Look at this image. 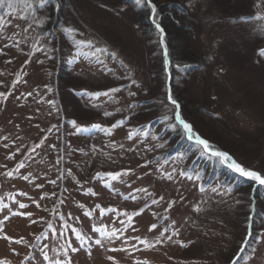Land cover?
Listing matches in <instances>:
<instances>
[{
    "label": "rangeland",
    "instance_id": "1",
    "mask_svg": "<svg viewBox=\"0 0 264 264\" xmlns=\"http://www.w3.org/2000/svg\"><path fill=\"white\" fill-rule=\"evenodd\" d=\"M144 1L0 7L3 264H264V188L192 166L190 146L172 155L168 100L264 174V0H177L189 22L172 81L165 44L140 25Z\"/></svg>",
    "mask_w": 264,
    "mask_h": 264
},
{
    "label": "trees",
    "instance_id": "2",
    "mask_svg": "<svg viewBox=\"0 0 264 264\" xmlns=\"http://www.w3.org/2000/svg\"><path fill=\"white\" fill-rule=\"evenodd\" d=\"M61 1L62 0H55V4L53 3V6L54 5H59V3ZM153 3L156 6V14L154 16H153V13L151 11V8L147 5L146 1H144L143 5H142V7L140 9V17H139L140 25H142L145 28V32H146L145 34L148 35V33L153 32V33L158 35L156 43H158L160 45L161 44V40H162L163 43L165 44V48H166L167 53H168L167 59H168L169 64H170L169 65V67H170L169 71H170V75H171L170 79L172 81L174 79V77H175L176 70L179 69L180 66L175 62V55H173L174 51L172 50L173 48H172L171 45L177 42L178 34L175 32V31L178 30L177 28H180V27L182 28V26L185 25V23L189 22L188 18H187L188 14H186L185 8L182 7V5H180V3L177 2V0H153ZM58 9L59 8H57L55 10L53 8L51 10L57 14L58 13ZM149 17L152 19L153 22H151L149 20ZM157 25H159V28L157 27ZM161 28L163 29V34H161V32H160ZM48 30H50V27L48 28ZM170 30L173 31V32H171ZM159 37H161V38H159ZM160 52H159V70H160V72L163 73V76H164V78L162 77V79H163V88H165L164 85H166V83H165L166 71H164L165 68H164V64H163L164 56ZM186 64L187 65H185L183 68H187L189 66L190 67L188 68L189 72H187L185 74L190 73V71L191 70H195V68H201L200 67L201 65L199 66V63H197V61L194 62V63H186ZM165 92H166V89H165ZM174 99L180 105L179 112H180L181 117L184 120H186L187 122H189L193 126L192 121L187 116V114L184 112L185 111L184 100L182 101V99H180V98H178L176 96H175ZM165 101H166V99H165ZM166 103L168 104L167 101H166ZM171 107H172V109L170 110V115L171 114L173 115L174 114V110H175V106L172 104ZM203 113H206L205 109H203ZM175 124L178 126L177 130H176V133H174L173 135H170L169 133H164L163 134V136H166L167 134H169V136H170V142L173 143L172 150H174L172 152V155H173V153L175 154L177 150H179V148H178L179 145L181 147L182 146H190L188 148L192 149V151H194V152L196 151L197 152L199 150L201 152V153H196L198 156L196 155L194 157V159L192 161V164H191L192 166H195L196 163L202 162L201 164L203 166V169L206 170L208 168L210 170L209 172H215V168H217V166H218L220 170H221V168H224L228 172L227 173L228 176L231 179L234 178L236 180L237 184H240L244 188H246L250 184L254 185L256 188H264V186L258 185L256 183H254L253 181H251L250 179H248L246 177H243V176H239L234 171L229 170L225 166V164L221 161V159H219L218 157L210 155L208 152H205L201 146L197 145L195 141L186 138L185 133L183 132V129L181 128L180 124L177 121H175ZM154 125H156V124H154ZM194 130H195L196 135L200 136L203 139H206L200 133H198V130H196V129H194ZM206 140L212 146L213 150H218L220 152L227 153L225 150H223L222 148H219L218 146H216L214 143H212L208 139H206ZM227 154H229V153H227ZM232 159L235 161V159L233 157H232ZM244 167L247 168V169H250L249 167H246V166H244ZM206 180H209V179H206ZM237 184H236V186H238ZM235 189H236V187H235ZM252 213L254 214V211ZM249 217H251L250 221L252 222L253 215L250 214ZM252 232H253V228L251 227L247 231L248 238H250ZM247 240H249V239L246 238L245 241H247ZM245 243L247 244V242H245ZM246 244H243L241 246V249L243 251H244V249L246 247Z\"/></svg>",
    "mask_w": 264,
    "mask_h": 264
},
{
    "label": "snow or ice",
    "instance_id": "3",
    "mask_svg": "<svg viewBox=\"0 0 264 264\" xmlns=\"http://www.w3.org/2000/svg\"><path fill=\"white\" fill-rule=\"evenodd\" d=\"M6 0H0V7H2L5 4ZM47 0H41V7L43 6L44 3H46ZM146 3L148 6L151 7V11L153 13V16L156 14V6L153 3V0H146ZM258 19H264V17H258ZM157 27L159 28V25H157ZM161 34H163V29H160ZM261 55H264V50H261ZM168 53L165 52V56H167ZM115 91V90H113ZM0 95H3L2 93H0ZM105 95H107V93H105ZM168 100L171 104H173L175 106V115H176V119L178 120V122L183 126V129L185 131L186 134H188L190 139H195V142L197 145L201 146L203 148V150L205 152H208L210 155L218 157L219 159H221L222 162L226 163L231 169H233L235 172L239 173L241 176H244L248 179H250L251 181H253L254 183L264 186V174H261L260 172L256 171V170H251V169H247L244 166H242L241 164L237 163L236 161H234L232 159V157L225 153V152H220L218 150H213L212 146L209 144V142L206 139L201 138L200 136L196 135L193 126L187 122L186 120H184L179 112V104L176 102V100L172 97L171 95V90H169V95H168ZM95 127L99 128V125H96ZM131 135V134H130ZM35 151V149H33ZM20 167H23V164L20 165ZM8 176H11L12 173L9 172L7 174ZM118 177L113 175L112 179H117ZM190 178V177H189ZM27 179V178H25ZM213 191H216V189H212ZM4 207H7V205H4ZM20 208H25L26 205L24 204H20L19 205ZM18 213H13V215H17ZM20 215H23L22 213H19ZM156 226L153 225L152 228L154 229ZM152 230V229H150ZM74 231V230H73ZM93 231H95V229H93ZM60 235L62 236L63 233H60ZM6 239H10V237H5ZM77 238L78 239H83L82 236H80L79 234H77ZM96 243H100V241H96ZM71 246V245H70ZM75 250V249H74ZM45 259H49V257L47 256V254L45 253ZM0 264H3V262H0ZM69 264H71V262H69Z\"/></svg>",
    "mask_w": 264,
    "mask_h": 264
}]
</instances>
